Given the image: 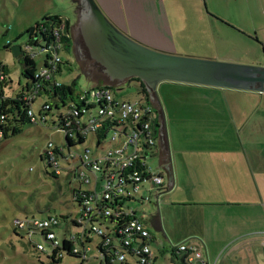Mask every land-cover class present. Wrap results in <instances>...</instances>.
I'll return each mask as SVG.
<instances>
[{
  "label": "rangeland",
  "instance_id": "374dc122",
  "mask_svg": "<svg viewBox=\"0 0 264 264\" xmlns=\"http://www.w3.org/2000/svg\"><path fill=\"white\" fill-rule=\"evenodd\" d=\"M199 1L207 22L203 24L201 17L196 15V27L190 29L191 37L185 39L182 45L187 49V53L170 52L152 44L142 43L157 50L182 56L246 65L264 64L262 45L264 0ZM186 2L190 5L189 1ZM73 8L72 0H0V61L8 67L6 75L14 84L9 83L10 78L4 83L7 95L18 97L25 94L22 60L20 56L14 55L12 46L24 45L32 26L47 16L59 15V13L71 17L73 22L71 33L81 37L78 8L76 9L75 6V11ZM62 55L66 61H72V63L66 62L64 72L59 77L64 84H73L75 81V86L80 90L102 84L113 85L117 88L115 91L118 97L125 100L141 99L136 83H119L111 80L105 66L93 58L91 53L83 59H78L72 53L70 56L68 52ZM37 63L40 65L42 58H37ZM162 83L168 88L172 99H176L177 102L183 100L191 103L210 99V94L206 91L173 86L180 82ZM161 87L157 89L160 94ZM221 89L219 98L225 99L227 96L232 102L230 112L225 116L210 118L205 115L202 108H198L196 115L201 119L182 116L180 123H171V121L169 123L166 120L170 126V156L172 160L176 158L178 162L179 150L182 152L198 147L215 150L222 155L227 152L230 156L228 163L231 164L232 179L234 175V181L237 182L233 200L242 203L237 204L238 215L252 216L255 226H264V216L259 210L261 206L257 205L258 202L264 201V93ZM43 100L45 101V98L37 102L35 107L37 113L41 111L40 105ZM187 111H183V114ZM60 114L61 111L47 112L45 115L49 122L38 125L26 122L20 125L18 133L0 141V264L49 263L50 243L39 234L30 240L24 232H17L14 223L16 217H45L49 214L66 217L73 216L77 212L72 201L73 186L70 179L66 178L65 171H62V175L54 176L42 159L49 141L60 144L65 141L64 133L53 124L54 121H58ZM208 133L214 134L212 140L207 138L211 137ZM89 139H92V135ZM85 147L87 145H80L79 151L83 152ZM88 147H91L90 143ZM181 157L183 158V154ZM148 161L153 168H158L161 163L157 156ZM164 173L166 174V170ZM166 195L167 193L159 195L152 189V185H147L138 196L139 199L131 201L128 206L139 216L143 215V212L151 214L160 212L163 221ZM147 196L150 198L146 199ZM141 197L145 200L141 201ZM169 221L172 222L171 219ZM164 231L166 232L167 229L164 228ZM93 239L95 242L92 243V250L89 251L92 258L99 254L97 248L99 239L95 236ZM172 242L174 245L179 244L174 240ZM39 243L46 247L47 252L42 253L34 248L33 244ZM256 244L251 251L239 255L238 258L242 259H231L230 262L264 264V258L258 256L263 249L258 243ZM153 249L156 251L159 246L154 245ZM205 253L211 264H219L222 253L213 249ZM169 258H171L170 251L167 252V259L159 256L157 264H171ZM61 264H81V261L64 255ZM86 264H99V261L94 259Z\"/></svg>",
  "mask_w": 264,
  "mask_h": 264
},
{
  "label": "built area",
  "instance_id": "2783aa9c",
  "mask_svg": "<svg viewBox=\"0 0 264 264\" xmlns=\"http://www.w3.org/2000/svg\"><path fill=\"white\" fill-rule=\"evenodd\" d=\"M66 19L58 15L57 20L35 29L21 45L20 59L28 56L37 62V58H42V63H37L36 82L25 80V94L7 95L4 83L10 77L0 71V140L10 135L14 119L20 117L9 113L11 105L5 106V112L3 104L8 99L18 100L20 108L21 101L27 102L26 114L34 125L49 122L47 112L61 111L53 124L64 133L65 141H49L42 159L54 176L65 171L73 186L72 201L77 212L66 217H16L15 230L24 232L30 240L41 235L51 245L48 256L57 251V257L63 258L71 252L81 264L94 259L99 264H108V259L110 264L128 263L129 259H135L136 264H155L152 232L128 205L139 199L147 185H152L159 195L166 193L165 170L161 164L153 168L148 161L157 153L162 112L141 94L140 100L118 97L113 85L80 90L60 81L67 62L62 55L67 52L65 36L71 35L65 31ZM9 83L13 84L11 78ZM41 98L45 101L37 113L35 107ZM68 139L87 147L83 152L79 146L70 148ZM93 236L99 239V254L94 258L89 255L95 242ZM33 246L39 252H47L41 243ZM171 251L180 264H211L199 241L172 244Z\"/></svg>",
  "mask_w": 264,
  "mask_h": 264
},
{
  "label": "crops",
  "instance_id": "0c3cea01",
  "mask_svg": "<svg viewBox=\"0 0 264 264\" xmlns=\"http://www.w3.org/2000/svg\"><path fill=\"white\" fill-rule=\"evenodd\" d=\"M72 1L73 10L75 11V6L76 9L78 8L80 22V12L83 10L81 0ZM96 1L107 17L131 38L170 52L187 53V49L182 45L185 39L191 37L190 29L196 27V15L201 17L203 24L207 22L199 0ZM186 1H189L190 5ZM59 15H64L70 20L72 29L71 17L62 13ZM230 23L234 22L230 21ZM243 35L246 36V34ZM262 43L264 47V41ZM69 54L71 56V52ZM159 86H162L161 94L158 93V90L157 95H152L149 92V101L163 113L165 121L167 120L169 123L170 121L171 123H180L182 116L199 118L196 115L198 108H202L205 115L210 118L225 116L230 112L232 102L227 96L225 99L219 98L221 88L175 83L173 86L191 88L194 91H206L210 94V99L187 103V101L177 102L176 99H172L168 88L164 87L163 83H160ZM239 91L244 92V90ZM183 111H187L186 114H183ZM167 121L166 138L161 140L168 158L167 162L162 163L163 169L166 170L165 183L168 187L165 196L164 220L162 221L160 212L155 214L143 212V215H140L152 232V247L159 246V249L154 251L155 264L158 263L159 256L167 259V252L170 251L172 254L171 245L174 244L172 240L177 243L195 240L201 242L207 253L212 249L216 252L219 251L223 257L222 260L220 257L219 264H228L231 259L236 260L243 252L254 249L256 243L263 249V252L258 256L264 258V226H255L252 216L239 217L238 215L237 204L242 203L233 200L237 182L234 181V175L232 179L228 153L222 155L215 150L198 147L182 152L179 150V161L176 162V158L173 161L170 156V126ZM208 134L211 136L207 137L208 139L214 138V134ZM198 139H200L199 136ZM222 163L223 165H220ZM257 205L261 206L259 210L264 216V201L258 202ZM169 219H171V223ZM164 228L167 229L166 232ZM169 260L171 264H180L172 255ZM123 264L136 263L135 259H129L128 263ZM230 264L232 263L230 262Z\"/></svg>",
  "mask_w": 264,
  "mask_h": 264
},
{
  "label": "water",
  "instance_id": "95a60500",
  "mask_svg": "<svg viewBox=\"0 0 264 264\" xmlns=\"http://www.w3.org/2000/svg\"><path fill=\"white\" fill-rule=\"evenodd\" d=\"M80 30L93 58L112 79L139 78L152 95L164 81L264 93V64L182 56L144 45L120 30L96 0H81ZM16 57L21 45L12 46Z\"/></svg>",
  "mask_w": 264,
  "mask_h": 264
},
{
  "label": "trees",
  "instance_id": "16d2710c",
  "mask_svg": "<svg viewBox=\"0 0 264 264\" xmlns=\"http://www.w3.org/2000/svg\"><path fill=\"white\" fill-rule=\"evenodd\" d=\"M57 19H58V15L45 17L41 22H37L34 26H32L30 28V30L28 31L29 36H31L33 31L35 29H37L39 26L47 25L51 21H54V20H57ZM65 31L68 34L71 33V22H70L69 19L65 20ZM65 43H66L67 52L70 53L71 52V46H72V37H71V35L69 37L65 36ZM21 60H22V76H23L24 80H30L31 82H36L35 76H36V71H37V62L35 61V59H31L30 57L25 56ZM67 62H71V61L67 60ZM1 70H4L5 72H7L8 67L5 66L0 61V71ZM134 80L139 82L138 87H139L140 94L143 95L147 100H149V91H148L147 85L143 81H141L139 78H134ZM75 84H76V82L74 81V83L72 85L75 86ZM1 95H2V93H0V100H1ZM20 103H22V108L19 107L18 100L8 99L3 104L5 112H7L6 109H5V106L11 105V111L9 113H11V114L17 113L18 116H20L19 118H15L14 119V126H13V128L11 130H9V132L11 131L10 135L18 133L20 125H22V124H24L26 122L31 123L29 118H28V116H27V114H26V112H27V110L29 108V106L26 105L27 102L21 101ZM6 131L8 132V130H6ZM10 135H6L4 139L8 138ZM4 139H2L0 141H3ZM68 142H69L70 148H77L79 146L77 144H74L71 139H68ZM164 190H165V192H167L168 191V187L164 188ZM68 244L69 243L66 244V249L69 247ZM67 256H69L71 258L78 259V257L75 256V255H72L71 252ZM48 259H49V263L48 264H61V261H62L63 258L57 257V251H55L53 255H49L48 256ZM107 263L110 264V260L109 259L107 260Z\"/></svg>",
  "mask_w": 264,
  "mask_h": 264
},
{
  "label": "flooded vegetation",
  "instance_id": "af4514ba",
  "mask_svg": "<svg viewBox=\"0 0 264 264\" xmlns=\"http://www.w3.org/2000/svg\"><path fill=\"white\" fill-rule=\"evenodd\" d=\"M82 11L80 12L81 15ZM72 37V46H71V53L72 55H74L75 57H77L78 59H83L85 57H87V54L90 53L89 47L87 45V42L84 38V36L81 33V37L78 36V34L75 33V35H71ZM113 81H117L119 83H136L137 85L139 84L138 81L134 80V78H128L124 81H120L118 79H112ZM162 134L160 135V139L158 140L157 143V153L156 156L159 158L161 165H163L162 163L167 162V152L165 150V147L161 144L162 141L161 140H165V136H166V121H165V116L162 113Z\"/></svg>",
  "mask_w": 264,
  "mask_h": 264
}]
</instances>
